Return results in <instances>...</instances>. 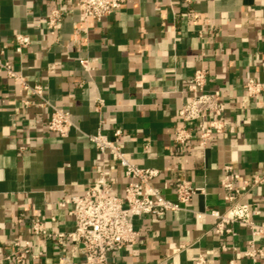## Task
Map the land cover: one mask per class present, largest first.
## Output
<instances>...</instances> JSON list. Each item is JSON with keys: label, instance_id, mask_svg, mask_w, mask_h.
I'll return each mask as SVG.
<instances>
[{"label": "crops", "instance_id": "crops-1", "mask_svg": "<svg viewBox=\"0 0 264 264\" xmlns=\"http://www.w3.org/2000/svg\"><path fill=\"white\" fill-rule=\"evenodd\" d=\"M79 0H0V50L27 84H40L42 101L0 68V264L13 241L28 236L37 217L46 226L72 231L62 202L80 194L103 168L121 196L126 179L116 159L101 154L88 139L97 131L119 144L137 166L157 170L151 183L171 200L175 183L186 179L201 190L187 205L162 217L132 218L135 242L108 253L106 264H264L244 255L247 227L232 223L215 234L211 211L227 207L219 185L224 165L247 179L263 172L264 92L249 97L251 78L264 82V0H128L100 21H79ZM63 17L54 36L47 34L52 9ZM30 44L14 51L16 34ZM92 70L85 71L80 59ZM207 70L205 90H219L225 130L205 148L195 141L173 142L176 114L188 97L194 70ZM70 113L65 136L47 131L51 107ZM243 202L264 221V183L249 189ZM54 218L52 220L51 218ZM264 252V236L254 238ZM186 245L171 254L169 245ZM222 247H225L223 249ZM20 264H85L81 249L50 241L35 247Z\"/></svg>", "mask_w": 264, "mask_h": 264}, {"label": "built area", "instance_id": "built-area-1", "mask_svg": "<svg viewBox=\"0 0 264 264\" xmlns=\"http://www.w3.org/2000/svg\"><path fill=\"white\" fill-rule=\"evenodd\" d=\"M128 0H79L76 9L79 12V21H100ZM63 17L62 11L52 9L45 22L47 34L54 36ZM14 51L18 54L30 44L26 34L14 36ZM82 68L90 72L92 67L87 58L80 59ZM0 68L7 75L15 79L23 89H28L33 95L45 102L40 84L29 85L25 79L16 73L11 64L4 59L3 50H0ZM207 70L199 68L194 70L187 86L188 97L176 114V127L173 134L175 145H186L190 141L205 148L210 140L225 130L222 115L225 105L221 100L220 91L205 90ZM244 92L249 97H256L264 92V82L247 79L243 85ZM72 126L70 113L62 108L51 107L46 121V129L59 136H65L68 128ZM122 131L116 129L112 138L97 131L88 134V139L95 145L101 154H110L120 167L126 184L122 195L116 196L111 192L114 180L110 178V171L103 167L95 179L80 194L68 195L60 205L68 206V214L72 217L74 228L63 232L46 226L44 221L37 217L30 219L27 224L28 236L13 241V251L3 257V260H12L20 264L32 254L35 247L42 246L50 241L57 244L69 242L71 250L81 249L84 252L85 264H106L107 255L117 251L126 244L135 242L138 231L133 228L132 218L141 215L162 217L167 211L184 208L191 196L200 191L186 179H178L175 183L174 200L164 197L152 183L157 170L139 167L134 164L122 150L119 137ZM264 183L263 172L244 179L234 172L230 165L222 167L219 185L225 191L224 199L227 203L225 211H211L209 215L214 218L213 232L217 235L232 232L231 224L239 223L248 228L250 240L244 255L256 261L264 255L263 249L256 244L254 238L264 236V221H256L259 209L252 203L243 202L242 198L249 189ZM54 220V218H51ZM186 245H169L171 254L178 253ZM225 249V247H222ZM203 254H198L193 264H206ZM229 264H234L233 260Z\"/></svg>", "mask_w": 264, "mask_h": 264}]
</instances>
